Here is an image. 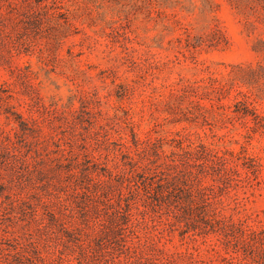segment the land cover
<instances>
[{"label": "rangeland", "instance_id": "374dc122", "mask_svg": "<svg viewBox=\"0 0 264 264\" xmlns=\"http://www.w3.org/2000/svg\"><path fill=\"white\" fill-rule=\"evenodd\" d=\"M0 264H264V0H0Z\"/></svg>", "mask_w": 264, "mask_h": 264}]
</instances>
